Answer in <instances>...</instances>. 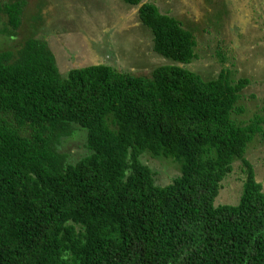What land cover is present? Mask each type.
Returning a JSON list of instances; mask_svg holds the SVG:
<instances>
[{"label": "trees", "instance_id": "trees-1", "mask_svg": "<svg viewBox=\"0 0 264 264\" xmlns=\"http://www.w3.org/2000/svg\"><path fill=\"white\" fill-rule=\"evenodd\" d=\"M137 6L152 50L195 59V39L157 5ZM27 0H0V33L14 37ZM222 66L202 79L177 64L149 76L96 63L61 74L45 40L0 50V264H264V192L243 156L264 141V116L245 122L241 91ZM264 114V103L260 108ZM86 153L58 150L73 127ZM144 153L178 175L154 182ZM238 160V202L215 204Z\"/></svg>", "mask_w": 264, "mask_h": 264}, {"label": "rangeland", "instance_id": "rangeland-1", "mask_svg": "<svg viewBox=\"0 0 264 264\" xmlns=\"http://www.w3.org/2000/svg\"><path fill=\"white\" fill-rule=\"evenodd\" d=\"M152 1L159 11L177 18L195 39V59L180 64L152 50L150 30L137 18V6L122 0H27L14 37L0 33V50L17 48L29 36L45 40L54 52L61 74L69 68L106 63L119 71L149 76L162 64L183 66L206 80L224 66L231 79L246 77L241 91V114L231 117L245 122L253 113L264 116V0H141ZM5 22L0 18V29ZM264 129V123L262 124ZM85 131L73 127L61 140L58 150L74 161L84 155ZM254 178L264 192V141L253 137L244 155ZM142 163L153 172L154 182L165 185L178 175V166L164 158L144 153ZM220 182L215 204H235L244 174L240 162Z\"/></svg>", "mask_w": 264, "mask_h": 264}, {"label": "crops", "instance_id": "crops-1", "mask_svg": "<svg viewBox=\"0 0 264 264\" xmlns=\"http://www.w3.org/2000/svg\"><path fill=\"white\" fill-rule=\"evenodd\" d=\"M149 2H152V1H149ZM152 3H154V2H152ZM155 4V3H154ZM48 46V48H49V44L47 45ZM261 188H262V186H261Z\"/></svg>", "mask_w": 264, "mask_h": 264}, {"label": "clouds", "instance_id": "clouds-1", "mask_svg": "<svg viewBox=\"0 0 264 264\" xmlns=\"http://www.w3.org/2000/svg\"><path fill=\"white\" fill-rule=\"evenodd\" d=\"M143 2H145V1H142L141 3H143Z\"/></svg>", "mask_w": 264, "mask_h": 264}]
</instances>
